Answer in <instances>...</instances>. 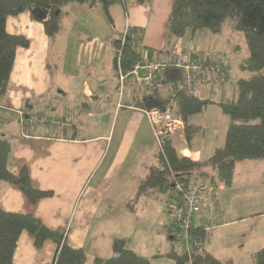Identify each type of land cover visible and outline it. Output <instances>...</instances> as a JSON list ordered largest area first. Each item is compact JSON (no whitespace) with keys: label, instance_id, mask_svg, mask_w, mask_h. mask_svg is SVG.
Wrapping results in <instances>:
<instances>
[{"label":"crops","instance_id":"0c3cea01","mask_svg":"<svg viewBox=\"0 0 264 264\" xmlns=\"http://www.w3.org/2000/svg\"><path fill=\"white\" fill-rule=\"evenodd\" d=\"M130 1L126 7L124 29L135 28L139 31L137 51L140 58L166 62L171 53L180 49L182 57L189 52L193 58L196 53L199 60L215 59L222 63L221 55L212 56L194 43V35H168L166 25L174 0ZM5 29L8 34L22 36L28 41L26 48L18 47L15 51L1 103L13 115L12 122L4 128L13 143L8 169L17 175L25 167L32 187L49 191L51 196L31 204L17 187L0 181V209L30 215L50 230L64 231L65 245L72 249H83L91 257L103 258L108 250L111 252V243L116 236L107 233L117 220L115 216L107 217V212L110 207H127L131 200H138L135 199L138 185L156 162L158 147L153 127L137 106L141 102L139 88L132 78H128L126 89L119 97L116 93V70L109 78L87 76L82 80V96L78 98L81 100L83 97L84 101L80 104L74 102L70 108L60 105L61 109L57 112H66L70 117H60L61 125H49L46 120L58 119L54 115L45 119L43 110H57L58 100L53 101L61 99L57 95L65 96L63 90L56 92L55 73L49 66L50 38L45 35L43 25L31 20L28 12L7 17ZM226 66L227 81L218 88L204 81L198 97L224 101L234 97L235 81L239 76L233 74L230 65ZM101 81H106V102L102 108H97L95 92ZM161 91L172 95L167 88ZM94 112L99 114L95 115ZM20 113L23 117L42 119L33 125H24ZM84 115L87 121H84ZM101 115L110 117L104 131L95 124L99 121L103 125ZM207 119L202 113L194 116V123L206 130ZM176 137L182 138L181 134ZM182 147V155L194 161L202 160V150L198 146L190 145L187 141ZM245 161H260L263 164L264 160H244L239 164ZM235 184L236 179L233 178L229 187L220 185L215 191V202L211 201V194L203 193L205 205L201 213L193 217L192 225L204 229L206 243L202 248L216 259L253 264L254 253L264 247V208L229 219L224 217L226 212H223L220 222L214 220L219 211L230 209L226 207L225 191L235 189ZM220 200H223V205L219 204ZM171 217L172 213L165 224L166 231ZM207 222L210 224L207 225ZM122 239L127 248L148 258L150 264L152 259L159 256L157 248L154 250L153 246L151 248L155 254L150 255L147 248L131 244L129 237L123 236ZM55 252L56 246L51 242L44 243L40 249L34 248L31 238L23 232L17 240L12 264H53Z\"/></svg>","mask_w":264,"mask_h":264},{"label":"trees","instance_id":"16d2710c","mask_svg":"<svg viewBox=\"0 0 264 264\" xmlns=\"http://www.w3.org/2000/svg\"><path fill=\"white\" fill-rule=\"evenodd\" d=\"M114 0H0V181L17 187L31 204L51 196L49 191L32 187L25 167L17 175L8 169L13 150L12 139L4 128L12 122L13 115L1 105L11 72L15 51L26 48L28 41L22 36L6 32L5 22L9 16L28 12L31 20L43 25L44 33L51 38L60 30L62 9L68 4L84 5L89 8L107 7ZM151 0H137L138 3ZM229 24L232 30L240 31L244 37L247 56L237 64V70L248 72L249 76L235 81V95L232 99L218 103L223 114L228 117L224 142L203 160H191L182 155L184 147L176 135H164L161 148L158 146L156 162L140 181L135 199L139 197L163 196L165 209L172 213L171 205L178 200L175 183L187 188L194 177L211 188L212 197L220 185L229 187L234 178L236 164L244 160H264V0H174L166 25L168 35L184 37L202 31L220 33L223 25ZM139 31L127 28L123 39L115 40L116 70L117 58L124 73L140 58L137 42ZM220 58V57H219ZM193 60L203 65H214V60ZM219 64L223 65L220 60ZM239 76V75H238ZM180 78L179 71L172 66L166 69L167 82L175 83ZM228 79V78H227ZM171 104L176 118L183 123V140L189 141L202 127L191 123V117L201 115L208 101L198 96L184 95L180 92L164 94L161 90L145 94L139 108H164ZM174 142L176 145L175 146ZM178 143V144H177ZM25 232L32 240L34 248L40 249L44 243L56 246L53 264H150L148 258L141 257L127 248L124 239H114L111 255L108 258L91 257L83 249H72L65 245V232L50 230L30 215L5 212L0 209V264H12L17 240ZM194 246L191 256L185 253L170 252L167 255L174 264H230L216 259L202 248L206 234L202 227L191 231ZM253 264H264V247L253 255Z\"/></svg>","mask_w":264,"mask_h":264},{"label":"rangeland","instance_id":"374dc122","mask_svg":"<svg viewBox=\"0 0 264 264\" xmlns=\"http://www.w3.org/2000/svg\"><path fill=\"white\" fill-rule=\"evenodd\" d=\"M129 2L131 1L114 0L106 11L100 6L89 8L75 3L68 4L63 8L60 17V30L50 38L49 66L55 73L56 92L63 90L65 96L57 95L61 99L57 98L53 101L55 103L58 100L60 108L57 107V110L54 108L43 110L45 119L54 115L62 122L60 117H70L66 112L59 114L57 111L61 109L62 104L70 108L74 102L80 104L84 101L83 97L81 100L78 99L82 96L83 78L87 76L97 79L113 77L115 70L113 58L116 54L113 43L115 40L123 39L127 30V28L124 29V25L126 7ZM71 7L74 9L72 10ZM193 37L194 43L205 52L211 53L212 56L221 55L222 64L230 65L229 68L234 75L249 76L248 72L236 69L237 64L247 56L245 40L240 31L232 30L229 24H224L220 33L202 31ZM207 101L208 104L202 113L208 118V129L205 130L203 127L189 140L190 145L201 148L202 160L208 158L207 156L213 153L214 148L223 144L229 121L218 105L224 101L223 99L214 98ZM94 113L95 115L99 114V112ZM83 117L84 121H87L86 116ZM100 121L104 126L99 121H96L95 124H98L100 130L104 131L109 125L110 117L101 115ZM176 138L183 140V136ZM184 143L186 144L185 141ZM184 143H181L180 147L185 146ZM174 144L178 149L179 146L175 142ZM260 163V161L237 163L234 171L235 189L225 191L226 207L230 209L219 211L214 219L215 222L221 221L223 212L224 214L226 212L224 217L229 219L264 208V182H262L264 180V161L263 164ZM155 199L157 201L154 198L141 197L138 200H131L127 207L124 205L116 208L110 207L106 216H115L117 220L109 227L107 233L111 236L116 235L115 239H122L123 236L129 237L131 244L133 243L135 246L139 244L147 248V254L150 255L155 254L154 250L157 248L159 256L152 259V264H174L167 254L170 252L179 254L178 247L181 245L175 240L169 239V234L165 229L169 213L165 209L163 196H157ZM219 204L223 205V200H220ZM151 246L154 247V250ZM108 255H111L109 250L103 258ZM230 264L250 263L236 261Z\"/></svg>","mask_w":264,"mask_h":264},{"label":"built area","instance_id":"2783aa9c","mask_svg":"<svg viewBox=\"0 0 264 264\" xmlns=\"http://www.w3.org/2000/svg\"><path fill=\"white\" fill-rule=\"evenodd\" d=\"M182 53L180 49L174 51L169 55V59L166 62L158 59L139 58L127 73L122 71L119 58H117V95L119 97L122 96L126 89L125 83L128 78H132L138 86L140 101L145 94L165 88L172 94L180 92L184 95L200 96L201 84L204 81L205 83L212 84L214 88L221 86L227 81L228 71L224 66L219 64L218 60L215 61L214 65H203L194 61L189 52L184 53L183 57L181 56ZM168 66H172L179 71L180 78L175 83L167 82L166 80V69ZM105 85L106 81H101L95 92V107L97 108H102L106 102V95L104 94ZM118 106H120V103ZM139 109L153 127V136L159 148H161V139L164 135H182L183 123L180 119L176 118L171 104L162 109ZM20 115L24 125H33L42 119V117H23L22 113ZM190 122L194 123V115L191 117ZM46 123L53 126L62 124L61 121L55 119L46 120ZM174 187L178 200L171 205L172 217L168 223L167 232L171 239L181 245L178 247L179 253H185L190 257L194 246V238L191 233L194 229L192 219L195 215L201 213L205 205L202 194H206V192H211L212 190L194 177L187 188H184L182 183L179 182H176ZM216 200L214 196L211 201L215 202Z\"/></svg>","mask_w":264,"mask_h":264},{"label":"water","instance_id":"95a60500","mask_svg":"<svg viewBox=\"0 0 264 264\" xmlns=\"http://www.w3.org/2000/svg\"><path fill=\"white\" fill-rule=\"evenodd\" d=\"M169 239H171V237H169Z\"/></svg>","mask_w":264,"mask_h":264}]
</instances>
